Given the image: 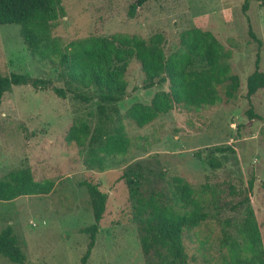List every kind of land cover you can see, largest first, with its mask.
Segmentation results:
<instances>
[{
    "label": "rangeland",
    "instance_id": "obj_1",
    "mask_svg": "<svg viewBox=\"0 0 264 264\" xmlns=\"http://www.w3.org/2000/svg\"><path fill=\"white\" fill-rule=\"evenodd\" d=\"M133 2L61 0L64 16L52 30L51 41L63 51L71 42L90 37L123 34L148 39L160 33L169 56L179 49L181 32L199 28L212 33L229 54V75L237 79L238 90L226 104L217 100L190 110L175 107L139 128L128 117L130 108L149 105L168 86L144 90L140 65L130 60L126 97L117 104L111 123L122 130L126 148L118 151L116 161H105L104 171H98L85 165L88 141L83 147L65 141L74 126L96 127V101L81 104L71 97L60 99L51 88L12 87L0 105V183H9L15 172L54 183L48 195L0 201V232L11 227L24 264H81L88 229L94 224L88 192L80 185L83 181L98 184L108 197L87 264H146L138 226L132 220L133 201L146 202L155 195L175 212H189L191 203L176 198L181 185L188 187L190 200L207 215L185 240L191 264H227L221 258L225 250L219 254V243L223 233L241 243L237 227L247 205L253 210L264 250V88L250 102L246 97L247 78L257 57L264 74V3L251 2L244 15V0H149L130 18ZM248 25L262 41L261 48L250 38ZM58 72L49 60L31 55L18 25L0 26L1 75L22 74L63 87ZM103 141L96 145L99 151ZM217 146H231L233 151L215 154L221 167L212 170L207 165L209 148ZM137 167L141 178L137 187L129 189L122 173ZM0 264L13 263L0 256Z\"/></svg>",
    "mask_w": 264,
    "mask_h": 264
},
{
    "label": "trees",
    "instance_id": "obj_2",
    "mask_svg": "<svg viewBox=\"0 0 264 264\" xmlns=\"http://www.w3.org/2000/svg\"><path fill=\"white\" fill-rule=\"evenodd\" d=\"M148 1L134 0L129 6V17L134 18L137 10ZM253 1L264 3V0H244L241 8L244 15ZM63 16L61 0H0V26L18 25L20 36L31 55L55 64L59 71L58 78L63 83V87H55L51 81L27 75L0 74V105L5 93L10 92L14 86L23 85L37 90L51 88L58 98L71 97L81 104L96 101V127L91 130L86 124H80L72 127L65 137L68 144L74 143L77 147L85 146L88 141L85 165L90 170L104 171L105 161H116L118 151L126 148L122 130L111 127V123L112 115L118 113L117 104L126 97L125 76L130 60L136 59L140 65L144 75V90L166 84L168 86V91L156 93L149 105L135 104L130 108L128 117L139 128L175 107L190 110L199 105H212L217 100L226 104L238 90L237 79L229 75L227 60L230 56L209 31L191 28L181 32L179 49L169 56L163 51L164 37L160 33L148 39L123 34L90 37L71 42L61 51L51 41L50 34ZM248 34L261 48L262 41L256 37L250 25ZM262 88L264 74L259 71L257 57L255 70L246 82L247 100L250 102L251 97ZM248 114L250 118L254 117L251 110ZM102 140L99 151L96 145ZM226 151L233 149L231 146L209 148L207 165L210 169L221 167L215 154ZM140 178L139 167L124 170L121 176L129 189L137 187ZM80 185L88 192L94 217V224L88 229L87 249L81 258V264H87L108 197L94 182L83 181ZM53 189L54 183L50 180L34 181L28 174L15 172L10 174L9 183H0V201L48 195ZM177 189L176 198L182 203H191V211L179 214L170 205L158 201L155 195H150L146 202L133 201L132 220L138 226L146 264H191L185 240L190 239V233L206 221L207 215L202 213L196 202L190 200V190L186 185L178 186ZM249 190H252V182H249ZM244 213V219L237 227L241 243L223 233L219 254L225 250L221 258L227 264H264L263 244L253 210L247 205ZM0 256L13 264L25 262L11 227L0 232Z\"/></svg>",
    "mask_w": 264,
    "mask_h": 264
}]
</instances>
